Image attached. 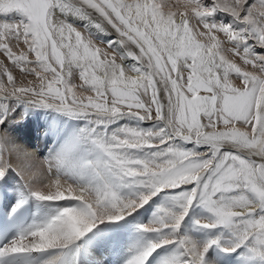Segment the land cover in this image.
<instances>
[{"label":"snow or ice","instance_id":"snow-or-ice-1","mask_svg":"<svg viewBox=\"0 0 264 264\" xmlns=\"http://www.w3.org/2000/svg\"><path fill=\"white\" fill-rule=\"evenodd\" d=\"M0 56V264H264V0H0Z\"/></svg>","mask_w":264,"mask_h":264},{"label":"rangeland","instance_id":"rangeland-1","mask_svg":"<svg viewBox=\"0 0 264 264\" xmlns=\"http://www.w3.org/2000/svg\"><path fill=\"white\" fill-rule=\"evenodd\" d=\"M0 59H3V57L0 56ZM5 62L7 63V61ZM28 79H33V77L29 76ZM36 129L37 122L30 121L27 125H22L15 130V134L19 138L18 143L28 151L36 153L33 158L34 167L31 171H40L44 168V155L47 148L51 147V141L37 139Z\"/></svg>","mask_w":264,"mask_h":264},{"label":"bare ground","instance_id":"bare-ground-1","mask_svg":"<svg viewBox=\"0 0 264 264\" xmlns=\"http://www.w3.org/2000/svg\"><path fill=\"white\" fill-rule=\"evenodd\" d=\"M14 75H16L18 79L20 78V74H19L18 71H15V70H14ZM34 154H36V153L34 152ZM37 165H38V164H37Z\"/></svg>","mask_w":264,"mask_h":264}]
</instances>
